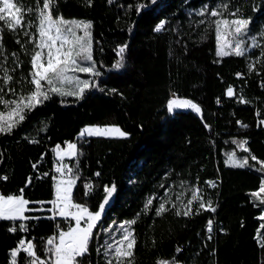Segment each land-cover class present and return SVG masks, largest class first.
Listing matches in <instances>:
<instances>
[{
    "label": "trees",
    "instance_id": "obj_1",
    "mask_svg": "<svg viewBox=\"0 0 264 264\" xmlns=\"http://www.w3.org/2000/svg\"><path fill=\"white\" fill-rule=\"evenodd\" d=\"M24 2L34 5V0ZM137 5L145 7L138 13ZM205 6L209 12L221 10L229 20L250 18L243 39L254 36L257 45L243 56H217L214 21L219 17L201 16ZM56 8L54 16L92 21L93 58L103 75L94 78L98 87L82 99L51 94L11 133H0V177H7L0 179V193L24 190L30 202L26 216H39L26 235L37 255L45 258L47 239L74 225L62 217L52 220L47 210L34 211L38 202L48 208L54 199L53 182L42 174L43 162L53 157L50 147L68 141L78 148L76 157L64 160L79 177L75 203L96 211L104 187L115 185L100 222L104 229H93L83 264H107L105 239L115 225L132 220L133 264L173 257L181 264H264V193L253 195L264 183V0H58ZM161 20L166 23L157 32ZM6 25L0 22L7 65L15 67L9 86L27 92L34 43L23 33L34 32V26L10 31ZM125 44L123 67L115 69L118 46ZM11 53L17 54L18 67ZM229 87L233 96L227 95ZM173 94L195 100L202 111L169 112ZM88 125H118L130 135L81 137ZM233 154L234 160L247 158L248 165L232 166ZM197 188L202 202L211 201L215 211H197L196 201L192 214L184 216V205ZM149 198L153 203L145 209ZM166 200L168 211L156 215ZM18 221L0 219V264H12L11 250L24 236L10 231ZM28 259L18 253V264Z\"/></svg>",
    "mask_w": 264,
    "mask_h": 264
},
{
    "label": "snow or ice",
    "instance_id": "obj_2",
    "mask_svg": "<svg viewBox=\"0 0 264 264\" xmlns=\"http://www.w3.org/2000/svg\"><path fill=\"white\" fill-rule=\"evenodd\" d=\"M57 2L58 0H42L41 6L40 0H34V5L29 7L24 0H15V2L14 0H0V4H2L0 6V22L10 21L6 25L7 30H22L25 25L32 29L34 26V32L24 31L23 33L24 36L28 37L29 43H34V51L30 56L29 84L31 88L27 92H17L15 87L9 86L14 83L12 73L15 72V67L10 69L7 65L9 57L5 54L2 29H0V58H2L0 59V106H3L4 109L0 110V133H11L14 128L26 119L27 112L34 110L45 101L51 99V94L75 96L82 99L87 91L98 87V80L92 78H99L103 73L99 70L93 58L92 21L69 20L65 19L62 14L54 16V11H57ZM88 2L91 4V0H88ZM17 4L20 6L17 7ZM143 7L145 6L137 5L136 11L139 13ZM25 8L27 11H24ZM221 8L227 9L228 5L222 4ZM205 12H209L207 6L199 14L203 16ZM209 14L212 17H219L214 21L217 56H243L246 51L243 36L248 31L251 23L250 18L229 20L217 8H212ZM232 15L236 16L237 13H232ZM25 17H28V19H25ZM165 23L166 21L161 20L154 30L157 32L161 31ZM16 42L21 44L20 40ZM21 47L23 48L24 45L21 44ZM127 47L128 45L126 44L118 46L117 55L119 59L112 65L113 68L120 69L123 67L124 54ZM261 55L264 56V52ZM11 56L16 58V66L18 67L19 58L17 54L11 53ZM73 72L84 73L89 78L81 79L79 76H70L69 73ZM237 75L240 74L238 73ZM65 84H74L75 90H65L63 87ZM112 91H115V89ZM9 93L15 98L6 99ZM227 95H234L232 87L227 89ZM176 109H192L197 113L202 111L200 106L190 99H169L167 110L173 112ZM261 123H264V121H261ZM80 135L81 137L126 138L130 134L122 130L118 125H93L82 129ZM244 143L247 142L245 141ZM59 148L60 146L57 145V149ZM67 149L64 155H77V145L75 143H69ZM233 157L234 154L230 156V161H233L232 166L246 167L248 165L247 158L240 161L234 160ZM61 159H63L62 156ZM251 159L255 161L257 158L252 156ZM261 163L264 165V162ZM55 171L60 173V178L53 177L55 181V199L48 202L53 207L47 209V211L52 213V219H55L58 215L66 220L74 221V225L69 226L67 230L61 229L58 236L53 235L47 239L48 247L44 250L47 255L43 259L37 255L35 243L29 240L27 241V247H24L26 241L21 239L19 241L20 247L11 250L12 264H18V253L21 251L29 258L27 264H83V258L89 252L93 229L96 228L97 223L101 220L106 205L110 202L115 192V185L104 187L106 195L103 201L99 204L98 210L91 211L85 204L74 202L73 189L79 177L73 173V169L61 164L56 167ZM95 175L99 176L100 173L97 172ZM65 176L68 178L65 179ZM0 179H7V177H0ZM85 187L91 190L92 185L88 184ZM198 192V188L193 191L192 198L184 205L186 209L183 211L184 216L192 214V205L196 201H200L197 211L199 209L215 211L212 207V202L208 201L207 204L202 202V197L198 195ZM261 193H264V183L260 185L259 191L253 195L259 197ZM88 194L87 192L85 193V195ZM176 199L179 200L180 197L177 196ZM29 203L24 198L23 189L20 190L18 195L0 194V219L13 221L39 219V217H28L25 215L26 206ZM152 203V198H149L145 209ZM167 203L169 201L166 200L159 204L156 209V215L159 216L168 211ZM172 207L175 209L176 215H181V210L176 207L175 203H172ZM39 210L42 209H37V211ZM135 222V220H132L121 223L120 230H122L123 234L119 240L115 241V247H113L112 243L106 244L104 255L109 256L111 253V258L107 260V264H133L136 238L131 225L135 224ZM207 227L209 231H212L211 220L208 221ZM19 229L27 232L28 226L21 223L19 224ZM10 231L15 232L17 228L14 226L10 228ZM180 251L181 249L177 248V252ZM158 264H177V261L173 257L171 261L159 260Z\"/></svg>",
    "mask_w": 264,
    "mask_h": 264
},
{
    "label": "built area",
    "instance_id": "obj_3",
    "mask_svg": "<svg viewBox=\"0 0 264 264\" xmlns=\"http://www.w3.org/2000/svg\"><path fill=\"white\" fill-rule=\"evenodd\" d=\"M69 143H71V142L66 141V142H64L63 144H58V145L60 146L59 149H57V145L54 146V147H50V150H51V152H52V156H53V157H52V160L50 161L49 164H47L45 161L43 162V164L46 166V169L43 170L42 174H43V176L50 177L51 180H52V182H53L54 199H55V181L53 180V177H57L58 179L60 178V173H57V172L55 171V169H56L57 166H60L61 164H63L62 161H61V159L58 158L57 153H58L59 151L65 150ZM63 165H67L68 167L72 168L69 164H63ZM45 173H47V175H45ZM64 178L67 179L68 177L65 176ZM0 194H1V193H0ZM54 199H53V200H54ZM53 200H52V201H53ZM45 204H46V203H39V202H38V203H37V206H38V207H37L36 209H34V211H37V209L47 210V209L53 207V205H52L51 203H48V204H49V207H48V208H44V205H45ZM42 210H39V211H42ZM49 213H50V214H49L48 216H49V218H51L52 213H51V212H49ZM28 217H39V216H28ZM58 217H59V216L57 215V216L55 217V219H52V218H51V219L54 220V221H56V220L58 219ZM33 221H37V219L19 220L18 223H16V224H14L13 226H11V228L14 227V226L17 228V231H15V232H21V233L24 235V236H22V237L19 239V241H20L21 239H24V240L26 241L24 247H27V241H29V240L33 241L32 239H28V238L26 237V235L29 233V231H30V229H31V227H32V223H33ZM21 223H24V224H26V225L28 226V231H27V232H25V231L19 229V224H21ZM56 225H57V224H56ZM58 226H59V225H57V227H58ZM212 230H213V224H212ZM11 232H13V231H11ZM15 232H14V233H15ZM53 235H56V233H53L52 236H53ZM56 236H57V235H56ZM19 241L17 242V245H16L15 248H19V247H20ZM21 252H22V251H21ZM19 253H20V252H19Z\"/></svg>",
    "mask_w": 264,
    "mask_h": 264
},
{
    "label": "rangeland",
    "instance_id": "obj_4",
    "mask_svg": "<svg viewBox=\"0 0 264 264\" xmlns=\"http://www.w3.org/2000/svg\"><path fill=\"white\" fill-rule=\"evenodd\" d=\"M14 2H15V0H14ZM0 6H2V4H0ZM17 7H19L18 4H17ZM6 22L8 23L10 21L9 20H6ZM244 41H245V48H246L245 53L249 52L253 48V46L257 45V43H258L257 40H256V38L254 36H250V37L246 38ZM69 75L70 76H79L81 79H87V78H89L88 76H84L86 74H84V73H78V72L69 73ZM92 79H94V78H92ZM58 86H60V85H58ZM63 87L65 88V90H75V85L74 84H65ZM173 98H176V99H185V98H179L175 94L172 95L171 99H173ZM190 100H192L194 103L198 104L195 100H193V99H190ZM177 110H192V109H176L174 111H177ZM88 126H93V125H88ZM99 126H104V125H99ZM72 143H75L76 144V142H72ZM67 150L68 149L66 147L65 150L59 151L58 152L59 153V156H64V157H69V158H74V157L77 156V155L76 156L64 155V152H66ZM77 152H78V148H77ZM58 153H57V155H58ZM61 161L63 162V164H67V163L64 162V160L61 159ZM26 208H27V210L25 212V215H26L27 212L30 211V208L28 207V205L26 206ZM103 216H104V213L102 214L101 220H102ZM101 220L97 223V227H98V229H100V231L104 229V227L102 225H100ZM120 225L121 224L115 225L114 228H113V230H112V232L108 234L107 238L105 239V248H106V244L107 243H112L113 244V247H115V241H117V240H119L121 238V236H122L123 233H122V230H120ZM111 227L112 226H110V228L107 230V232L111 229ZM108 257L111 258V253L109 254ZM177 264H181V263L177 262Z\"/></svg>",
    "mask_w": 264,
    "mask_h": 264
},
{
    "label": "crops",
    "instance_id": "obj_5",
    "mask_svg": "<svg viewBox=\"0 0 264 264\" xmlns=\"http://www.w3.org/2000/svg\"><path fill=\"white\" fill-rule=\"evenodd\" d=\"M58 156V158H60L61 159V156H59V155H57ZM63 157V159L62 160H66V159H69V157H64V156H62ZM12 258V257H11ZM13 259V258H12Z\"/></svg>",
    "mask_w": 264,
    "mask_h": 264
}]
</instances>
